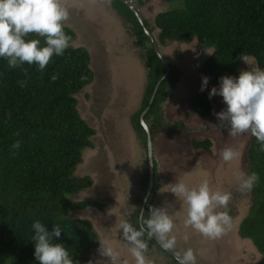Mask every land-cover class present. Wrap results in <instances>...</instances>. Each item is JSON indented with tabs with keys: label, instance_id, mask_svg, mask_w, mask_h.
I'll return each mask as SVG.
<instances>
[{
	"label": "trees",
	"instance_id": "16d2710c",
	"mask_svg": "<svg viewBox=\"0 0 264 264\" xmlns=\"http://www.w3.org/2000/svg\"><path fill=\"white\" fill-rule=\"evenodd\" d=\"M123 21L134 40L139 58L146 69V87L142 105L131 117V126L146 148V133L140 116L147 107L155 85L165 74V66L157 57L150 40L134 13L122 0H106ZM178 2L180 7L158 13L154 24L160 45L168 42L191 43L212 53L201 66V72L218 83L220 76L238 75L244 64L237 59L247 53L256 66L264 68V0H165ZM137 8L150 0H132ZM146 28L153 33L148 20ZM71 37L70 46L62 56H53L44 72L25 63L9 68L0 59V264H39L33 257L34 242L30 228L39 219L51 232L54 223L62 226L55 242L63 243L77 264H89V253L99 248L100 239L88 220L70 216L88 208L103 209L93 201H76L74 197L93 185L90 176L77 177L76 170L83 163V152L93 149L91 128L78 111L76 96L95 80L91 56L84 47H74L76 33L64 26ZM33 34H30V38ZM43 43V38H40ZM170 65V73L157 90L153 104L145 115L152 140L161 133L173 136L183 133L182 121H167L164 105L180 82L181 71ZM57 74L56 80L51 75ZM23 82V86H21ZM191 109L202 119L213 115L207 91L200 90L188 97ZM190 114L186 113L185 118ZM17 133L19 135H17ZM20 140L19 149L11 145ZM212 141L192 139L195 150L211 152ZM248 173L255 171L259 179L253 186L247 216L239 225V234L252 240L260 254L258 264H264V152L259 151L251 138L247 151ZM142 183L148 184V171ZM159 185L157 164L154 161V182L147 201L144 218L149 214ZM136 209L130 223L139 227L143 196L137 197ZM157 243L148 240V250Z\"/></svg>",
	"mask_w": 264,
	"mask_h": 264
},
{
	"label": "rangeland",
	"instance_id": "374dc122",
	"mask_svg": "<svg viewBox=\"0 0 264 264\" xmlns=\"http://www.w3.org/2000/svg\"><path fill=\"white\" fill-rule=\"evenodd\" d=\"M61 2L69 11L64 26L76 33L73 46L88 50L91 56L90 68L95 75V80L76 96L80 116L95 130V135L92 137L93 149L83 152V163L78 166L75 174L77 177L90 176L93 185L74 199L97 202L103 207L101 210L88 208L76 211L70 216L88 220L100 242L107 240L120 253L121 259L134 264L118 224L124 218L130 222L136 209L135 199L145 194L142 183L146 171H149L147 151L132 129L131 117L142 105L147 72L134 40L107 2ZM180 6L178 2L169 4L165 0H150L139 10L151 24L157 39L155 16ZM159 47L168 63L181 71L180 82L164 105L165 119L182 121L187 130L175 136L161 133L154 137L153 151L159 185L153 197V206L164 207L169 214H175V251L191 247L197 256V264H258L262 255L252 240L239 234V225L248 214L251 196L250 192L237 190L238 181L235 176L237 172L248 174L247 151L252 136H228L223 128L213 126L217 123L214 114L208 119H202L191 109L188 97L194 96L200 89L201 77L205 76L201 66L212 51L200 50L196 40L191 43L168 42L166 45L159 44ZM252 62L256 65L253 59ZM248 68L245 64L240 66V70ZM217 84L209 79L208 88ZM205 90L208 94V89ZM210 100L213 112L224 107L221 97L214 96ZM186 113L190 114L188 119L185 118ZM192 139L211 140V152L193 149ZM229 146L237 149L240 155L233 161L224 162L219 151ZM203 179L209 181L211 190L219 188L222 192L231 193L228 203L231 228L218 239H208L190 227L185 228L183 218L186 206L166 187L177 180H183L190 187L197 186ZM185 234L188 235L187 241L183 239ZM145 255L153 264H176L158 246L150 248ZM89 258L92 264L97 261L107 262L106 257L100 256L98 249L92 250Z\"/></svg>",
	"mask_w": 264,
	"mask_h": 264
},
{
	"label": "clouds",
	"instance_id": "9594fccd",
	"mask_svg": "<svg viewBox=\"0 0 264 264\" xmlns=\"http://www.w3.org/2000/svg\"><path fill=\"white\" fill-rule=\"evenodd\" d=\"M68 18L69 11L61 0H0V59L5 60L9 68H20L27 63L44 72L51 58L62 56L70 46L71 37L63 30ZM30 34H33L31 38ZM40 38H43V43ZM214 47L212 45L209 51ZM237 59L249 68L240 70L236 76H220L218 84L211 88H208L209 77L202 76L199 90L208 89L209 99L214 96L222 98L224 107L213 113L217 121L214 127L223 128L232 137L250 135L259 145V151L264 152V68L256 66L247 53L241 52ZM50 78L56 80L57 74L53 73ZM20 146V140H16L11 148L19 149ZM219 155L224 162H230L237 159L240 153L229 146L222 148ZM235 176L237 190L242 193L251 192L259 179L255 171L248 174L237 172ZM166 187L186 206L183 218L185 228L190 227L208 239H218L231 228L228 211L230 192H222L219 188L211 190L207 179L192 187L183 180ZM218 208L222 210L217 211ZM140 212L143 213V209ZM174 215L164 207L149 205L147 218L138 217V228L127 218L119 221L118 227L134 264H153L145 255L148 240L153 238L160 248L173 250L176 264H197V256L191 247L175 251ZM30 228L34 242L33 257L39 264H77L64 244L54 240L61 236V224L54 223L49 232L45 224L36 219L31 222ZM183 239L187 241L188 235L185 234ZM98 252L101 257L107 258V262L97 261L96 264H129L127 259H121L120 253L107 240L99 242Z\"/></svg>",
	"mask_w": 264,
	"mask_h": 264
},
{
	"label": "water",
	"instance_id": "95a60500",
	"mask_svg": "<svg viewBox=\"0 0 264 264\" xmlns=\"http://www.w3.org/2000/svg\"><path fill=\"white\" fill-rule=\"evenodd\" d=\"M123 3L134 13V15L136 16L137 20L139 21L141 27L143 28L145 34L147 35L148 39L150 40V43L157 55V57L160 59V61L163 63V65L165 66V74L159 79V81L157 82V84L155 85L154 91L150 97V100L148 102L147 107L144 109V111L142 112L141 116H140V122L142 127L145 130L146 133V151H147V165L149 166V179H148V185H147V189L146 192L144 194L143 197V204H142V208L143 209V213L147 204V201L151 195L152 189H153V177H154V171H153V164H154V151H153V140H152V135L150 132V127L148 126V124L145 122L144 118L145 115L148 113V111L150 110L153 101L155 99L157 90L159 89L161 83L167 78V76L170 73V66L168 61L166 60V58L164 57V55L161 53L158 42L156 40V38L154 37L153 33L151 31H149L146 28L145 22H144V17L142 16L139 8H137L133 2L131 0H122ZM143 213L140 212V217L142 218ZM153 240H155L153 238ZM156 241V240H155ZM157 242V241H156ZM171 256H173L175 258L174 253L171 250H166Z\"/></svg>",
	"mask_w": 264,
	"mask_h": 264
},
{
	"label": "flooded vegetation",
	"instance_id": "af4514ba",
	"mask_svg": "<svg viewBox=\"0 0 264 264\" xmlns=\"http://www.w3.org/2000/svg\"><path fill=\"white\" fill-rule=\"evenodd\" d=\"M105 2H107L106 0H104ZM155 158V157H154ZM154 161H155V159H154ZM144 218V217H143ZM155 241V240H154ZM156 242V241H155ZM157 243V242H156ZM154 246H158L159 248H160V246H159V244L157 243V245H152L151 246V248L152 247H154ZM160 249H162V248H160ZM163 250V252H165L169 257H171L172 259H174V262H176L175 261V258L173 257V256H171L166 250H164V249H162ZM172 251V250H171ZM173 252V251H172ZM174 253V252H173Z\"/></svg>",
	"mask_w": 264,
	"mask_h": 264
}]
</instances>
